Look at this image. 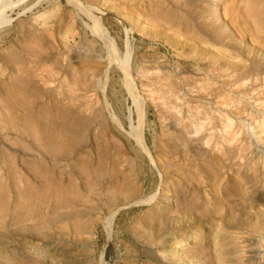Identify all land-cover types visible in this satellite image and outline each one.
Listing matches in <instances>:
<instances>
[{"label":"rangeland","instance_id":"obj_1","mask_svg":"<svg viewBox=\"0 0 264 264\" xmlns=\"http://www.w3.org/2000/svg\"><path fill=\"white\" fill-rule=\"evenodd\" d=\"M10 1L0 264H264V0Z\"/></svg>","mask_w":264,"mask_h":264},{"label":"bare ground","instance_id":"obj_2","mask_svg":"<svg viewBox=\"0 0 264 264\" xmlns=\"http://www.w3.org/2000/svg\"><path fill=\"white\" fill-rule=\"evenodd\" d=\"M9 6H11V1L9 0V1H5V2H3V0H0V14L2 13V11H4L7 7H9ZM253 8H254V6H253ZM253 12V11H252ZM248 13V12H247ZM258 15H260V14H258ZM256 16V15H255ZM251 19V18H250ZM257 20H258V18H257ZM254 21V20H253ZM258 21H260V20H258ZM264 21V20H263ZM255 23V22H254ZM263 25V24H262ZM259 27V26H258ZM261 29H263L262 27H261ZM104 38H106V37H104ZM108 38V37H107ZM106 38V39H107ZM108 40V39H107ZM106 40V41H107ZM126 75L128 76V78H129V81H128V84H130L129 82H131L130 81V75H129V72L128 71H126ZM130 86H132L131 84H130ZM130 86H128L129 88V90H128V93H129V97L132 99V101H133V103L136 105L137 103H138V97L136 96V94L134 93V91L132 90L133 89V87H132V89H131V87ZM142 118H143V116H142V114H141V111H140V120H142ZM140 139V138H139ZM142 140V139H141ZM141 140H139V142H143V141H141ZM141 145V144H140ZM110 228H111V221H108V226H107V230H110Z\"/></svg>","mask_w":264,"mask_h":264}]
</instances>
